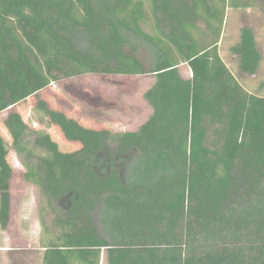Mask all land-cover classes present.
<instances>
[{
	"label": "trees",
	"instance_id": "trees-1",
	"mask_svg": "<svg viewBox=\"0 0 264 264\" xmlns=\"http://www.w3.org/2000/svg\"><path fill=\"white\" fill-rule=\"evenodd\" d=\"M229 2L0 0V114L28 160L25 179L53 215L50 226L40 221L42 264H101L103 251L108 264H264V96L248 92L219 54ZM151 19L154 34L144 29ZM231 53L242 74L258 73L250 26ZM84 74L153 75L144 94L152 115L135 132L114 133L39 100L52 82ZM31 97L79 148L63 152L45 132L29 146L16 107ZM8 154L0 135L2 230Z\"/></svg>",
	"mask_w": 264,
	"mask_h": 264
},
{
	"label": "rangeland",
	"instance_id": "rangeland-1",
	"mask_svg": "<svg viewBox=\"0 0 264 264\" xmlns=\"http://www.w3.org/2000/svg\"><path fill=\"white\" fill-rule=\"evenodd\" d=\"M252 3L249 8H233L230 0L226 11L225 24L219 54L239 83L250 93L264 96V0H239ZM243 26H250L256 35V42L262 55L258 73L246 76L239 71L238 58L231 48L240 40ZM147 32L154 34V21L144 25ZM140 61L147 64L150 57L145 51L137 53ZM184 78L192 73L187 65L180 67ZM153 75H111L84 74L81 76L52 82L40 92L39 100H44L52 109H57L76 118L87 127L109 128L114 133L135 132L152 115V109L144 94L153 86ZM38 98L31 97L19 104V111L28 126L29 146L37 132L49 133L63 152H71L79 145L66 141L58 128L52 126L43 114L35 109ZM7 112L0 114V135L8 145L7 161L13 169L10 180V214L6 230L0 226V264H42L44 250L41 248V219L50 226L53 215L39 188L25 179L24 166L28 160L18 155L11 147L12 139L3 125ZM37 153H41L37 151ZM102 252L101 264H108Z\"/></svg>",
	"mask_w": 264,
	"mask_h": 264
},
{
	"label": "crops",
	"instance_id": "crops-1",
	"mask_svg": "<svg viewBox=\"0 0 264 264\" xmlns=\"http://www.w3.org/2000/svg\"><path fill=\"white\" fill-rule=\"evenodd\" d=\"M151 108V107H150Z\"/></svg>",
	"mask_w": 264,
	"mask_h": 264
}]
</instances>
